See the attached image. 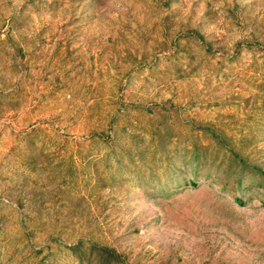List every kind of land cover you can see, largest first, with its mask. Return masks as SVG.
Masks as SVG:
<instances>
[{
    "label": "rangeland",
    "instance_id": "obj_1",
    "mask_svg": "<svg viewBox=\"0 0 264 264\" xmlns=\"http://www.w3.org/2000/svg\"><path fill=\"white\" fill-rule=\"evenodd\" d=\"M0 264H264V0H0Z\"/></svg>",
    "mask_w": 264,
    "mask_h": 264
},
{
    "label": "trees",
    "instance_id": "obj_2",
    "mask_svg": "<svg viewBox=\"0 0 264 264\" xmlns=\"http://www.w3.org/2000/svg\"><path fill=\"white\" fill-rule=\"evenodd\" d=\"M194 160H195V174H197L196 172H197V170H198V160H199V157H200V155L197 153V152H194ZM197 162V163H196ZM206 177H208V176H206ZM89 252L91 253L93 250H94V248H93V246H91L89 249ZM108 253V255H110V253L109 252H107ZM85 256H86V253H83L81 256H79V257H77V261H79V262H82L84 259H85Z\"/></svg>",
    "mask_w": 264,
    "mask_h": 264
}]
</instances>
